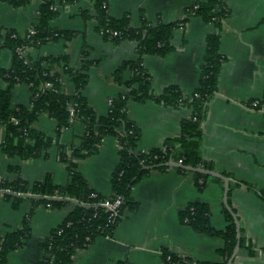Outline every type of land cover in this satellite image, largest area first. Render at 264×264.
<instances>
[{
	"label": "crops",
	"instance_id": "1",
	"mask_svg": "<svg viewBox=\"0 0 264 264\" xmlns=\"http://www.w3.org/2000/svg\"><path fill=\"white\" fill-rule=\"evenodd\" d=\"M45 1L58 3V14L51 27L72 31L78 36L68 42L63 39L48 41L24 54L32 60L65 55L66 67L75 70L81 66L82 47H87L86 60L94 65L88 70V82L82 94L95 114L104 116L109 99L123 91L108 78L122 62L137 58L136 43L125 40L113 44L102 39L95 30L94 0H33L21 8L0 0V27L17 33L29 30L40 4ZM102 1L111 18L127 16L130 26L137 29L142 18L152 26L172 23L182 19L184 10L191 4L208 0ZM227 9L229 16L222 21L219 41L224 61L217 92L207 103L201 126V157L212 165V171L228 179V205L239 221L242 234L255 250L253 256L238 251L232 264H264V113L245 106L264 96V0H228ZM212 31L210 24L191 16L183 27L173 32L172 51L163 57H142L153 94L159 95L173 86L183 96L191 95L199 79L205 37ZM9 61L10 52L0 51V67L6 68ZM55 72L64 93L72 95L74 88L63 64L55 67ZM129 75L125 72L124 78ZM5 88V83L0 81V89ZM10 96L13 105L28 106L31 92L28 86L17 84L12 87ZM190 113L188 107L174 108L153 101L128 102L127 117L140 129L136 149L160 148L166 140L177 137L180 122ZM32 128L54 137L56 121L42 115ZM83 131V124L75 121L61 132L59 143L69 146ZM117 151L115 139L105 137L97 153L77 162L78 171L96 193L109 195L111 173L118 162ZM11 167L18 171L9 170ZM190 173L180 174L173 169L151 170L131 189L136 210L124 212L112 236L96 238L87 249L76 253L72 264H117L119 261L163 264V249H174L181 257L195 262H220L217 250L222 241L192 231L179 221L178 214L189 203L201 201L209 209L211 226L223 230L227 226L223 214V181L208 180L205 189L199 192ZM45 174H50L56 185L62 186L68 181L65 166L57 159L55 144L49 148L46 157L26 161L7 157L0 150V179L32 183L40 181ZM71 209V203L58 210L44 206L36 208L30 218L31 237L23 248L8 255L9 264H34L43 259L46 254L39 243ZM27 211V202L12 209L8 201H0V231L5 233L17 228Z\"/></svg>",
	"mask_w": 264,
	"mask_h": 264
},
{
	"label": "trees",
	"instance_id": "2",
	"mask_svg": "<svg viewBox=\"0 0 264 264\" xmlns=\"http://www.w3.org/2000/svg\"><path fill=\"white\" fill-rule=\"evenodd\" d=\"M6 1L14 8H21L33 0ZM227 1L195 2L184 10L183 18L178 21L152 26L142 18L140 27L134 29L130 26L127 16L113 19L108 15L106 3L94 0L95 30L102 39L113 44L125 40L134 41L137 55L135 60L122 62L108 78L121 86L123 91L109 99L107 112L100 117L95 114L82 94L88 82V70L94 65L92 61L86 60L89 53L87 47H82L81 66L75 70L66 67L65 55L32 60L28 55L17 51L19 48H38L48 41L63 39L68 42L78 36V33L51 27L52 20L58 14V10L52 9L55 2L45 1L40 4L30 26L35 32L33 35H29V30L17 33L12 29L0 27V51L10 52L8 66L0 67V81L6 85L5 89H0V150L7 157H18L26 161L46 157L49 148L55 144L57 159L64 164L68 174V181L62 186L56 185L50 174H45L40 181L32 183L21 179H0V198L10 201L12 209H17L24 202L28 204V211L17 228L5 233L0 231V264H9L8 255L27 244L31 237L30 218L39 206L58 210L71 203L72 209L39 243L46 255L34 264H72L76 253L87 249L96 238L111 237L124 212L136 210L137 204L132 199L131 189L151 171L144 170V167L157 166L155 170L164 172L168 169V162L181 161V166L212 171V165L201 157V126L206 117L207 103L217 92L218 76L224 61L219 51V41L222 21L229 16ZM191 16L199 17L203 23L213 27V31L205 37V50L197 85L188 97L183 96L173 86L155 95L151 92V79L142 65V57H163L172 51L173 32L183 27ZM113 32L117 35L113 36ZM60 64H63L74 88L70 96L64 93L63 85L55 72V67ZM127 71L130 75L125 79L124 73ZM17 84L28 86L31 92L28 106L12 104L10 91ZM46 84L50 87L45 88ZM146 101L174 108L188 107L191 113L180 122L177 137L166 140L160 148L138 151L136 145L140 138V129L128 119L127 103ZM254 101H257V105L253 107ZM245 106L264 113V96L261 100L247 102ZM42 115L56 121L54 137H48L32 128V124ZM75 121L83 124L82 135L69 146L60 144L61 132ZM105 137L114 138L118 146V162L111 173L110 193L107 196L92 190L77 169V162L97 153ZM171 169L180 174L189 173L178 167ZM9 170L18 171L15 167ZM190 174L199 192L205 189L208 180L221 182L220 179L199 173ZM247 188L251 189L248 186ZM229 191L230 188L228 194ZM117 197L121 200L117 215L109 218L110 212L101 204L113 202ZM223 214L227 221L223 230H215L211 226L209 209L201 201L189 203L178 214L179 221L192 231L222 241V246L217 250L220 262H195L181 257L174 249H163V264H226L237 240L233 218L226 208L223 209ZM239 252H245L249 256L255 255L253 245L242 234L241 228ZM117 264L129 263L119 261Z\"/></svg>",
	"mask_w": 264,
	"mask_h": 264
},
{
	"label": "water",
	"instance_id": "3",
	"mask_svg": "<svg viewBox=\"0 0 264 264\" xmlns=\"http://www.w3.org/2000/svg\"><path fill=\"white\" fill-rule=\"evenodd\" d=\"M167 167L168 169L171 168H181L187 172H191V173H199L205 176H209V177H214V178H219L223 181V203L225 208L227 209V211L230 213L231 217L233 218L234 221V225L236 228V245L227 261L226 264H232L235 256L237 255L238 251H239V239H240V225H239V221L236 218L235 214L232 212V210L230 209L228 202H227V194H228V179L223 176L222 174L215 172V171H209V170H205L202 168H193V167H189V166H181L178 163H174V162H168L167 163ZM157 166H146L143 169L144 170H153L156 169ZM45 200H50L48 198H44ZM73 203V202H72ZM46 258H48V255L46 256Z\"/></svg>",
	"mask_w": 264,
	"mask_h": 264
},
{
	"label": "built area",
	"instance_id": "4",
	"mask_svg": "<svg viewBox=\"0 0 264 264\" xmlns=\"http://www.w3.org/2000/svg\"><path fill=\"white\" fill-rule=\"evenodd\" d=\"M58 3H55V6L52 7L53 10H58V7H57ZM195 9L197 8V6L194 7ZM29 35H33L35 32L34 30L32 29H29ZM113 36H116L117 33L116 32H113L112 33ZM29 50L28 48H19L17 51L21 52V53H24L25 51ZM45 88H49L50 85L49 84H46L44 86ZM109 103V101H108ZM257 105V101H254L252 103V106H256ZM14 122H16L15 120H13ZM181 161H178V164H180ZM121 204V200H120V197H117L113 202H105V203H102L101 206L106 210V211H109L110 212V216L109 218H114L116 215H117V208L119 207V205Z\"/></svg>",
	"mask_w": 264,
	"mask_h": 264
},
{
	"label": "rangeland",
	"instance_id": "5",
	"mask_svg": "<svg viewBox=\"0 0 264 264\" xmlns=\"http://www.w3.org/2000/svg\"><path fill=\"white\" fill-rule=\"evenodd\" d=\"M3 200H4V201H7V200H5V199H3V198H0V201H3ZM8 202L10 203V201H8ZM1 211H2L3 214H6L5 211H3V210H1Z\"/></svg>",
	"mask_w": 264,
	"mask_h": 264
}]
</instances>
